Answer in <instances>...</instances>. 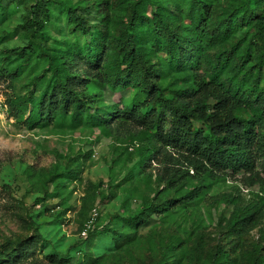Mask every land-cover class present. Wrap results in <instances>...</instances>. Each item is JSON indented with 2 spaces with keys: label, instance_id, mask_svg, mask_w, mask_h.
<instances>
[{
  "label": "rangeland",
  "instance_id": "1",
  "mask_svg": "<svg viewBox=\"0 0 264 264\" xmlns=\"http://www.w3.org/2000/svg\"><path fill=\"white\" fill-rule=\"evenodd\" d=\"M150 1L188 37L192 26L181 13L188 0ZM238 1L210 0L207 26L215 27ZM42 2L48 17L39 14L36 21L30 11ZM136 2L0 0V70L15 75L12 83L0 77V264H264V176L193 169L152 132L121 117L122 108L141 104L135 89L91 80L81 118L69 114L32 126V103L17 105L44 90L52 56L55 63L70 62L73 44L89 42L71 12L95 27L105 47L125 28ZM137 32L146 37L144 29ZM243 32L208 49L197 67L186 66L190 49L173 66L151 55L159 85L188 86L192 70L207 72L216 54L229 58L230 69L245 56ZM105 56L96 69L102 78ZM78 74L86 76L85 66ZM262 78L260 87L264 64ZM254 80L246 77L247 85ZM146 205L159 214L146 212L130 223ZM33 240L34 255L19 259Z\"/></svg>",
  "mask_w": 264,
  "mask_h": 264
},
{
  "label": "trees",
  "instance_id": "2",
  "mask_svg": "<svg viewBox=\"0 0 264 264\" xmlns=\"http://www.w3.org/2000/svg\"><path fill=\"white\" fill-rule=\"evenodd\" d=\"M209 1L188 0L187 9L181 13L192 29L188 37H183L160 8L152 10L150 0H137L131 5L125 28L105 47L99 42L95 27L86 26L83 18L71 12L77 31L89 36V42L83 46L73 44L77 51L68 53L73 58L70 62L60 58L61 64H58L53 62L55 57L52 56L53 72L44 90L37 98L30 97L17 105L32 103L29 116L32 126L69 114L71 118H81L87 110L89 99L85 91L91 80L113 89L132 88L136 96H141V104L134 101L122 108L121 117L152 132L158 143L182 156L193 169L229 177L264 176V86L258 84L263 80L264 0L238 1V5L211 28L207 26ZM30 14L34 20L41 21L39 14L46 18L48 10L42 2ZM141 28L150 43H143L145 38L137 32ZM240 30H244L248 42H244V58L239 57L233 67L229 69V58L216 54L208 60L207 72L197 74L192 70L188 86L161 88L151 55L173 66L190 49L186 66L197 67L208 49ZM240 44L242 46L243 42ZM236 49L233 55L239 50ZM103 53L106 63L102 78L96 69ZM82 66H85L84 78L78 74ZM14 76V72L6 68L0 70V77L7 78L8 83H12ZM249 76L256 78L253 86L247 85ZM155 153L156 150L152 151ZM146 212V216L159 214L157 208L146 205L142 214L133 216L129 222L138 223ZM36 245V240L26 244L18 258L34 255Z\"/></svg>",
  "mask_w": 264,
  "mask_h": 264
},
{
  "label": "built area",
  "instance_id": "3",
  "mask_svg": "<svg viewBox=\"0 0 264 264\" xmlns=\"http://www.w3.org/2000/svg\"><path fill=\"white\" fill-rule=\"evenodd\" d=\"M83 235H85V233H82Z\"/></svg>",
  "mask_w": 264,
  "mask_h": 264
}]
</instances>
